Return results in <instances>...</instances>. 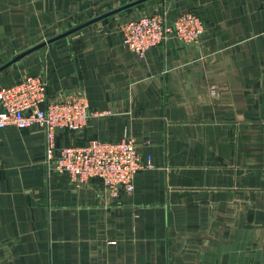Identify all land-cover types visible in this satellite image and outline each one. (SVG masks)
Wrapping results in <instances>:
<instances>
[{
    "label": "crops",
    "instance_id": "obj_1",
    "mask_svg": "<svg viewBox=\"0 0 264 264\" xmlns=\"http://www.w3.org/2000/svg\"><path fill=\"white\" fill-rule=\"evenodd\" d=\"M130 0H0V64ZM194 11L196 42L139 56L120 26ZM38 74L91 115L57 148L131 135L152 167L109 195L49 169L39 128L0 129V264H264V0H148L32 51L0 87Z\"/></svg>",
    "mask_w": 264,
    "mask_h": 264
},
{
    "label": "built area",
    "instance_id": "obj_2",
    "mask_svg": "<svg viewBox=\"0 0 264 264\" xmlns=\"http://www.w3.org/2000/svg\"><path fill=\"white\" fill-rule=\"evenodd\" d=\"M205 26L194 11H183L169 19L163 11L130 18L119 30L123 44L142 56L167 38L191 43L200 39ZM91 115L86 97L78 91L49 94L46 80L38 74H24L0 87V129L8 126H36L45 137V162L49 169L66 174L71 181L85 184L97 177L105 191L116 196L131 192L135 174L152 167L131 135L118 139H89L80 145L56 147L57 130L78 131Z\"/></svg>",
    "mask_w": 264,
    "mask_h": 264
},
{
    "label": "water",
    "instance_id": "obj_3",
    "mask_svg": "<svg viewBox=\"0 0 264 264\" xmlns=\"http://www.w3.org/2000/svg\"><path fill=\"white\" fill-rule=\"evenodd\" d=\"M146 1H148V0H130L128 2H125L123 4L118 5L116 7L108 9V10H106L100 14L92 16L91 18H88V19H86V20H84V21H82V22L58 33V34H55L54 36L47 38L46 40L38 42V43L30 46L29 48H26L25 50L19 52L18 54L14 55L13 57H11L6 62L0 64V72L3 71L4 69H6L7 67H9L10 65H12L13 63H15L16 61L23 58L25 55L31 53L32 51H34L36 49L43 47L46 44L54 42L60 38L66 37V36L76 32V31H79V30L95 23V22H98L100 20L108 18L109 16L115 15V14L120 13L122 11L128 10V9L133 8L135 6H138L139 4H142Z\"/></svg>",
    "mask_w": 264,
    "mask_h": 264
},
{
    "label": "rangeland",
    "instance_id": "obj_4",
    "mask_svg": "<svg viewBox=\"0 0 264 264\" xmlns=\"http://www.w3.org/2000/svg\"><path fill=\"white\" fill-rule=\"evenodd\" d=\"M117 14H118V13H117ZM117 14H116V15H117Z\"/></svg>",
    "mask_w": 264,
    "mask_h": 264
},
{
    "label": "trees",
    "instance_id": "obj_5",
    "mask_svg": "<svg viewBox=\"0 0 264 264\" xmlns=\"http://www.w3.org/2000/svg\"><path fill=\"white\" fill-rule=\"evenodd\" d=\"M129 10V9H128Z\"/></svg>",
    "mask_w": 264,
    "mask_h": 264
}]
</instances>
